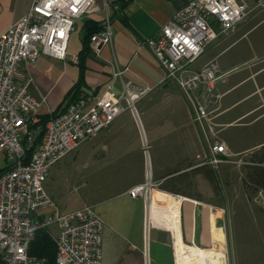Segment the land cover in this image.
<instances>
[{
  "label": "crops",
  "instance_id": "obj_1",
  "mask_svg": "<svg viewBox=\"0 0 264 264\" xmlns=\"http://www.w3.org/2000/svg\"><path fill=\"white\" fill-rule=\"evenodd\" d=\"M103 1L95 0V12L75 22L67 44L68 59L41 55L34 63L24 66L23 72L31 79L28 91L35 98L44 97L40 114L46 115L61 105L77 82L80 87L76 96L99 95L110 80L114 67L128 68L122 75L123 81L131 80L136 86L151 88L136 103L137 117L130 112L119 114L107 129L75 149H78L81 167L74 171L80 182L74 188L92 179L89 193L94 197L74 209L92 206L103 220L101 264H177L176 243L209 251L221 234L223 243L228 241L226 233H223L225 214L222 210L225 208L214 203L211 197L219 190L221 163L215 167L207 164V146L199 135L182 93L172 82L164 80L153 53L141 43L154 36L177 9L192 0L130 1L121 15L111 20L110 44L103 46L99 53L90 50L79 66L71 58L81 50L85 22L90 20L100 24L104 18ZM245 1L252 3L255 0ZM32 2L0 0V34L18 21ZM251 13L233 32L220 38L223 46H219L214 54L202 55L203 62L194 66L200 56L191 68L198 70L205 64H213L224 75L235 69L222 71L216 59L237 34L240 33V38L248 32L253 35L260 27L264 29V9ZM121 19L132 30L125 27ZM250 50L254 62L249 69L227 86H224L222 77L215 88L218 98L213 107L214 121L219 128L220 143L227 148L229 157L264 146V136L240 149L221 137L224 126L237 124L248 114L254 115L251 121L264 117V39L259 32L251 40ZM246 80L252 82V87L242 98L225 103V95ZM120 91V81L116 80L114 92ZM242 100L245 101L237 105ZM197 168L199 170L195 172ZM211 169L215 171L216 183H211L208 178ZM146 180L156 185L150 197H129L128 190ZM45 189L53 199L51 186L47 185ZM153 192L165 196L154 199ZM253 222L252 225L256 223L264 227V220ZM239 241L245 243L240 245ZM253 241H264V233L232 238L234 264L238 263L240 251L249 249L246 245Z\"/></svg>",
  "mask_w": 264,
  "mask_h": 264
},
{
  "label": "built area",
  "instance_id": "obj_2",
  "mask_svg": "<svg viewBox=\"0 0 264 264\" xmlns=\"http://www.w3.org/2000/svg\"><path fill=\"white\" fill-rule=\"evenodd\" d=\"M102 29L89 38L99 53L111 42V6L103 1ZM113 11L116 6L112 8ZM264 0L250 7L242 0H192L177 9L157 33L141 42L153 53L165 81L182 93L199 135L205 142L207 164L216 166L228 156L216 138L213 122L218 98L215 88L224 74L213 64L198 70L191 65L219 36L234 31ZM95 12V0H33L28 11L0 34V154L8 162L0 172V264H42L28 253L37 230L54 229V264H101L103 220L92 206L60 211L46 193L50 169L81 143L107 129L121 113L137 117L136 103L150 87L122 80L128 68L114 67L99 95L83 94L49 115L39 128L44 97L29 91L31 79L23 68L46 55L64 60L75 22ZM71 61L77 63V56ZM120 81L121 91L114 92ZM156 187L149 180L131 187V198L147 199ZM253 202L264 211V189Z\"/></svg>",
  "mask_w": 264,
  "mask_h": 264
},
{
  "label": "rangeland",
  "instance_id": "obj_3",
  "mask_svg": "<svg viewBox=\"0 0 264 264\" xmlns=\"http://www.w3.org/2000/svg\"><path fill=\"white\" fill-rule=\"evenodd\" d=\"M242 1L250 7L254 3H248L245 0ZM98 2H100V0H98ZM251 14L252 13H250L248 17ZM258 32L262 39H264V34H262L264 33V29L261 27L253 35H251V32H248L239 38V33L229 40L228 44L217 56L216 60L220 63L222 71L235 68L230 73L223 76L224 86L230 85L234 80L240 78L241 75L249 69L251 62H254V59L251 60L253 55L250 50V43L251 40L258 36ZM223 36H219L216 40L211 42L202 55L208 52L214 54L219 46H223V43L220 42V38ZM68 58L67 54L66 59ZM203 60L204 57H200L194 66L199 65ZM248 64L249 66H247ZM250 87H252L251 81H243L225 95L223 99L224 102L226 103L236 98H242V95L250 89ZM244 101L245 100L240 101L237 105ZM212 115H214V113ZM253 118L254 115L249 116L248 114L239 119L237 124L224 126L221 130V137L228 140L236 149L250 146L259 140L261 136H264V117L251 121ZM213 122L215 123L214 119ZM218 129L217 126L215 128L217 131L216 138L220 142ZM77 150L72 151L64 159L59 161L58 164L54 165L49 171L48 177L44 183V188H46L47 185L51 186L53 201L57 208L63 212L70 211L83 203H88L91 197H94L93 193H89L92 187V179H87L84 185L74 188L75 184H80L74 176V171L76 169L80 170L79 168L81 167V163L78 161L79 152H76ZM253 151L256 150H247L244 153L229 157V152L227 150V157L229 160L225 158L226 160L220 164L222 168L219 169V173L222 178L219 181V190L214 192V196H211L214 203L222 205L225 208L222 210L225 214L223 233H226L228 241L226 244L223 243L224 264H234V254L231 252V241L234 236L248 235L250 233H264V227H259L256 223L252 225L254 223L253 220H264V211L255 206L253 202L254 193L252 190H247L242 185V179L245 175V163L248 161L249 155ZM74 158H76L75 161H73ZM7 165L8 162H6L4 156L0 154V170ZM47 232L51 238L52 236L54 237V229H48ZM221 238L223 242L222 234ZM241 239L242 238H240V240ZM236 240L238 239L236 238ZM244 243L245 241L238 242L240 245ZM246 246H249V249L240 251L237 264H264V241L249 242Z\"/></svg>",
  "mask_w": 264,
  "mask_h": 264
},
{
  "label": "trees",
  "instance_id": "obj_4",
  "mask_svg": "<svg viewBox=\"0 0 264 264\" xmlns=\"http://www.w3.org/2000/svg\"><path fill=\"white\" fill-rule=\"evenodd\" d=\"M132 0H118V1H108L111 6V19L119 17L123 8ZM116 6V9L113 11V7ZM122 23L128 29L132 30L128 23L121 19ZM102 29L101 25L87 20L85 22V32L81 39V50L77 55V65L80 66L82 60L89 53V38L92 34L98 33ZM80 84L77 82L65 95L63 102L59 107L51 112L50 115H55L58 111L62 110L63 107L69 102L77 99L80 95L76 96L79 91ZM49 115H41L39 121V128H43L45 123L48 121ZM8 167H4L0 172L5 171ZM199 169H195V172ZM205 173V172H204ZM209 180L211 183L215 182V171L210 170ZM242 185L247 190H252L253 193L257 189H264V146L259 147L256 151L250 153L248 161L245 163V175L242 179ZM28 253L32 256H35L42 264H54L55 258V245L53 239L50 237L49 233L45 229H39L34 235V239L29 246Z\"/></svg>",
  "mask_w": 264,
  "mask_h": 264
},
{
  "label": "bare ground",
  "instance_id": "obj_5",
  "mask_svg": "<svg viewBox=\"0 0 264 264\" xmlns=\"http://www.w3.org/2000/svg\"><path fill=\"white\" fill-rule=\"evenodd\" d=\"M159 196L164 197L165 194L162 195V193L160 194V193H157V192H153L154 199H157ZM167 207H169V206H167ZM169 222H171V221H169ZM172 222H173V220H172ZM216 238H217L216 239L217 242L215 243L214 248L212 250H209V251L202 250V249H195V248H186V247L182 246L180 244V242L176 243L175 244V256H176L177 264H224V260H223L224 251H223L222 238H221V236L220 237H216ZM175 241H178V240L176 239Z\"/></svg>",
  "mask_w": 264,
  "mask_h": 264
}]
</instances>
